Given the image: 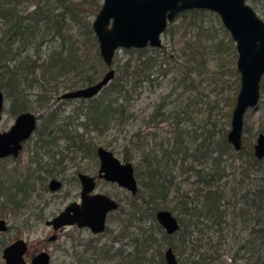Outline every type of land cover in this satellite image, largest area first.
Here are the masks:
<instances>
[{
  "label": "trees",
  "instance_id": "obj_1",
  "mask_svg": "<svg viewBox=\"0 0 264 264\" xmlns=\"http://www.w3.org/2000/svg\"><path fill=\"white\" fill-rule=\"evenodd\" d=\"M23 3H27V6L21 8ZM29 5L32 8H29ZM89 5H92L91 10ZM101 7L100 0H92V4L91 0H0V89L10 101L13 114L33 110L36 105L43 107L50 103V90L46 86H43V92L37 94L35 98L28 94L27 86H31L37 80L51 82L61 76H68L73 79L70 85L72 89H77L80 86L91 85L104 76V73L101 74L102 71L93 68L102 65L103 61L100 52L98 53V40L91 21V14H97ZM188 13L194 18L189 22L190 26L197 24L195 19L197 15L213 14L219 17L212 11L202 9L190 10L182 15ZM74 29L75 33L72 32ZM221 30L226 40L222 37L219 43H214L216 51L223 59L234 60L237 56L235 42L223 23ZM44 44L47 47L45 50L42 49ZM93 48L96 49L95 56L91 55ZM29 50H32L33 54ZM147 50L125 49L129 55L133 51L137 52V57L128 58L126 62L119 64L118 71L121 74L117 77L115 75L97 96L80 100L81 102L89 100L87 112L85 105L78 107V113L85 111L87 117L86 132L92 128L102 136L104 132L125 126L135 118L136 114L131 112L129 101L134 88L131 90L129 86L137 88L144 80L150 81L151 70L158 66L159 56L148 54ZM191 50L185 46L179 51L181 57H187L186 64H181L186 73H178L175 76L179 85H185L186 90L190 92L187 99L191 98L192 91H195L196 95L199 94L195 82L188 81L189 73L203 65L200 58L203 52L196 48ZM11 62H14L13 65ZM233 63L234 61L229 65V70L237 76V91L235 96L229 99L230 113L227 121L220 123L219 127L217 121L220 119L213 123L210 121L214 106H209L207 116L200 121L201 124L189 128L186 124L189 125L195 114H189L185 108L184 110L176 108L184 98L178 96L172 99L174 91L160 97L149 114L148 121L157 124L168 121L172 116V125L178 126V129L173 132L168 144L165 141L158 142L159 150L154 148L145 152L143 146L136 147L140 153V160L135 164V172L140 179L141 187L137 194L132 195L126 206L120 204L115 211L121 224L119 231H112L107 227L105 231L111 233L108 240L91 238L86 243H74L65 251V255L71 258L69 264H110L115 261L123 264H152L155 260L167 264L164 244L173 248L179 264H226L223 259L225 249L223 245L226 243L225 224L230 218L228 207L232 204V208H236L235 200L238 196V191L232 188L230 180L228 181L231 174H226L227 167L239 163L240 180L247 178L253 168L257 171L264 170V158L258 159L245 143L240 151H236L227 139L228 121L241 85L240 74L237 67L232 68ZM261 89L264 91V77ZM118 98L122 101L119 102ZM186 107L189 108L190 103ZM177 109L180 111L177 112ZM219 112H222L220 107ZM38 116L43 120L39 132L40 140L47 132H59L58 134L72 141L84 155L96 152V144L91 139H85L84 134L78 135L70 130L71 121L60 119L56 111L52 110L46 116L40 114ZM207 122L212 125L209 127ZM245 131L250 132L247 126ZM151 135L155 140L159 136L156 131ZM142 137L143 126L134 132L132 139ZM247 140L248 138H244L243 142L247 143ZM235 154L239 155L240 159L233 157ZM35 155L36 170L33 172L35 175L30 173L29 176L17 178L16 181L12 177L6 181L0 179V209L8 205L17 214L28 208L31 191L34 188L32 181L39 179L43 182L59 164L45 161L40 152H36ZM205 158L211 160V167L208 170L195 164ZM124 160L130 161L132 157L124 155ZM178 160L181 168L196 177L193 181V190L177 193L179 206L168 203L169 191L175 182L174 177L168 178L170 171H167L170 168L169 161L174 165ZM189 161L191 164H188ZM43 187L47 189L45 183ZM241 197L245 206L240 210L241 215L233 217L234 221L241 218L247 221L256 214L258 226L252 228L253 237L250 236L245 243L236 247L233 261L229 264H264V185L249 188ZM147 203L154 205L150 216L155 222V227L161 232L158 239L153 230L144 233L140 226L138 229L136 227L137 220L141 221L140 215L149 211ZM160 209H169L181 214L178 231L168 234L156 221L154 213ZM33 215L36 217L35 221L40 222L43 219L41 211L34 212ZM206 221L211 226H217V239L208 237L205 229L210 225L206 224ZM126 237L130 239L127 248L124 245L114 246L116 241ZM206 238L208 241H205ZM153 248H156L155 252L151 253ZM240 259L244 261L241 262ZM66 263L65 261L62 264Z\"/></svg>",
  "mask_w": 264,
  "mask_h": 264
},
{
  "label": "rangeland",
  "instance_id": "obj_2",
  "mask_svg": "<svg viewBox=\"0 0 264 264\" xmlns=\"http://www.w3.org/2000/svg\"><path fill=\"white\" fill-rule=\"evenodd\" d=\"M100 1L103 4V0ZM247 2L253 6L257 14L264 20V0H248ZM25 6H27V3L21 4V8H24ZM29 8L32 7L29 5ZM91 9L92 5H89V10ZM97 14H91L92 23ZM192 19L194 18L191 13L184 16H178L174 22L168 24L167 30L162 34V47H144L145 49H148V54H154V56L157 57L159 56L157 58L158 66H154L151 70L150 81L144 80V82L137 88L132 85L129 86L131 87V90L134 88L129 99L130 110L133 114H136L138 118L135 115V118L129 121L125 126L106 131L102 136L99 135L98 131L93 130L92 128H90L89 132H86L85 122L87 121V117L84 113L85 111L87 112L88 107L86 106L88 105L89 100L81 102V99L60 98L63 93L74 90L72 89L73 87L70 86L73 79L68 78V76H61L58 80H52L51 82L37 80L32 83L31 86H27L25 83L28 87L27 92L32 98H35L37 94L43 92V86H46L50 90V103L43 107H38L36 105L31 111L42 116L48 115L52 110L56 111L60 119L71 121L69 128L73 132L75 131V134H84V138L87 140L91 139V141L96 144L97 148L103 146L113 151L122 161H125L124 155L131 156L132 160L130 161L133 162L134 166L137 161L140 160V153L136 147L143 146L145 152L154 148L159 150L160 146L158 145V142L165 141V143L168 144L170 138L174 134L173 132L178 129V126L172 125V116L168 121L159 122L157 124L148 121L149 114L153 111L155 104L160 100L161 96H165L174 91L172 99H176L178 96L184 98L182 103H179L176 108H182L183 110L185 108L188 110L189 114H195L189 125L186 124L187 127L191 126V128H193V126L201 124L200 121L207 116V112L210 109L209 106H214L211 110V123L219 119L220 121H217L218 127L220 126V123H226L227 116L230 113L229 99L235 96L238 84L237 76L234 75L233 72H230L229 65L234 61L232 68H234V66L237 67L238 55L235 56L234 60L232 58L223 59V57H221L216 51L217 48L214 43L218 42L222 37L226 40L224 33H222L221 30V23L223 22L220 16L218 17L213 14L197 15L195 16L197 24L195 26H190L189 22L193 21ZM206 19L210 20L207 21ZM72 32L75 33V29ZM185 46L190 47V51H192L191 49L196 48L203 52V55L200 56L203 65L198 67L197 70L194 69L189 73L188 81L195 82L194 85H196L199 92V94L196 95L195 91H192L190 99H187L190 92L186 90L185 85H179L178 81L175 79V76L178 73H186L185 68H183L181 64H186L185 60L187 57H181L179 55V51ZM46 48V44H44L42 49L45 50ZM225 50L227 49L225 48ZM29 51L33 54L32 50ZM91 51V55L93 54L92 56H95L96 49L93 48ZM99 52L98 43V53ZM137 55L138 54L135 51L131 52V55L126 54L125 48L116 51L114 63L111 66L116 71V77L121 74V72L118 71V65L126 62L128 58H136ZM13 63L14 62H11L10 64L13 65ZM93 68L94 70L102 71L101 74H105L109 70V68H106L103 61L102 65H96ZM81 87L82 86H80V88ZM121 101L122 99H119V102ZM188 103H190L189 108L186 107ZM84 105V108H86L84 113L79 114L78 107H83ZM219 107L222 108L221 113L219 112ZM178 111L180 110L177 109V112ZM17 116V114H13L11 111L10 101L6 98L4 110L0 118V132L8 130L14 124ZM231 118L232 115L228 121V132L231 129ZM42 122V119L38 121V127L35 133L25 142L19 156L8 157L0 161V179L2 181L8 180L9 177H12L13 180L16 181L17 178L21 179L20 177L26 175L29 176L28 174L30 173L33 174L36 170V163L34 161L36 158V152H40L41 155H43L42 157H44V160L51 164L53 162H59V164L53 169L52 173L47 178L45 177L46 179L41 177L45 179L43 182L39 179L32 181L34 188L31 191L28 208L23 209L17 214H15L12 208L8 205L4 209H0V219H4L8 225L6 231H0V264H4L5 262L3 258V249L20 238L25 239L29 246L27 255L28 264H30L32 256L41 251H48L51 254V264H62L65 261L67 262L66 264H69L71 258L65 255V251L70 249V246L74 243H86L91 238H100L105 241L111 237L109 231H106L101 235H96L93 234L89 228H79L76 225L65 226L60 228L59 231H54L51 226L46 225V221L59 214L67 204L72 201H80L81 186L77 179V175L79 172H85L92 175L97 174L100 160L97 155V150L95 153L84 155L83 152L78 151L72 141L68 140L63 135L58 134L59 132H47V134L40 140L39 132ZM211 123L207 122L209 127L212 125ZM142 126L143 137L141 139H132L134 132ZM246 126L250 132L246 133V131H244L243 140L244 138H248V140L247 143H243L254 152V144L256 143L258 135L264 133V91H262L259 105L255 109H249L247 111L245 115V127ZM155 131L159 135L156 140L152 138L151 135V133ZM238 156L239 155L235 154L233 157L238 160L240 159ZM232 160H234V158ZM188 164H191V161H189ZM195 164L200 168L208 170L211 167V160L205 158ZM169 166V170L167 169L168 172L170 171L168 178L170 177L171 179V177H174L175 184L169 191L168 203L176 205L178 204L177 193L182 194L193 190V181L196 177L193 173L181 168L179 160L177 161V164L174 165L172 161H169ZM226 174H231L228 177V181L230 180V186L238 191V196H236L235 200L237 201L236 208H232V204L230 206L228 205L230 218L225 224L226 243L223 245L225 248L223 249V259L226 264H229L233 261L232 259L236 247L245 243L244 241L250 236L253 237L254 235L251 234L252 228L258 226L256 222V214H253L249 220L247 219V221L243 220V218L234 221L233 217L237 214L241 215L240 210L245 206L241 194H244L249 188H256L261 184L264 185V180H262L264 177V170L257 171L253 168L250 170L247 178L240 180V166L239 163H236V165L233 164L227 167ZM135 175L137 177L136 172ZM53 177H56L63 182L62 189L58 191L49 190L48 183ZM137 179L139 186L141 187L140 179L138 177ZM43 183L47 185V189H43ZM5 185L6 183L4 186ZM96 192L107 193L124 206H126L132 198V194L128 190L118 186L116 183L107 182L105 180L98 181ZM147 206L149 208L148 213L145 212L140 215L141 221L137 220L136 227L138 229L140 226L144 233L153 230L156 239H158L161 236V232L155 227V222L150 216V211L154 205L153 203H147ZM40 211L42 212L43 219L38 222L35 221L36 217L33 214L34 212ZM154 214H156V211ZM174 214L180 222L181 214L177 211H175ZM28 218L30 220H28ZM206 224L210 225L207 221ZM107 226L112 231H119L121 224L117 212L114 211L110 213ZM205 231L208 232L209 238H218V229L216 225H210ZM54 235L58 236L57 240L49 241V238ZM205 241H208L207 238ZM129 243L130 239L126 237L116 241L114 246L121 247L124 245L127 248ZM167 248L168 245L164 244L163 250L165 251ZM155 249L156 248L151 249V253H154ZM240 261L242 262L244 259H240ZM110 264L123 263L115 261L110 262ZM152 264L162 263L155 260Z\"/></svg>",
  "mask_w": 264,
  "mask_h": 264
},
{
  "label": "water",
  "instance_id": "obj_3",
  "mask_svg": "<svg viewBox=\"0 0 264 264\" xmlns=\"http://www.w3.org/2000/svg\"><path fill=\"white\" fill-rule=\"evenodd\" d=\"M248 0H103L92 27L99 43L100 55L107 67L114 62L116 51L121 48H160L162 34L168 24L178 14L193 9L209 10L217 13L225 28L230 32L237 51V70L240 74V89L231 118V129L227 139L236 151L243 146L245 115L255 109L262 97L264 76V20L257 14ZM111 67L97 82L63 93L61 99H90L97 96L115 77ZM5 106V94L0 89V118ZM38 123L37 115L26 111L20 113L14 124L0 132V158L18 156L23 143L34 133ZM254 155L264 158V133H260L254 144ZM98 156L101 161L99 175L105 180L118 184L132 195L139 190L135 166L131 161H122L113 151L100 146ZM83 185L80 202H72L58 215L46 221V225L58 231L65 226L76 225L89 228L93 234H100L107 227L108 215L118 210L117 200L104 193H95V177L81 173ZM61 183L53 179L51 189L56 190ZM158 223L168 234L180 228L176 215L169 209L156 212ZM8 225L0 219V231ZM57 238L54 235L50 240ZM28 243L20 238L3 249L4 264H28ZM167 264H178V257L172 247L165 250ZM30 264H51V254L41 251L35 254Z\"/></svg>",
  "mask_w": 264,
  "mask_h": 264
},
{
  "label": "flooded vegetation",
  "instance_id": "obj_4",
  "mask_svg": "<svg viewBox=\"0 0 264 264\" xmlns=\"http://www.w3.org/2000/svg\"><path fill=\"white\" fill-rule=\"evenodd\" d=\"M193 10H197V9H193ZM198 10H201V9H198ZM187 11H190V10H186V11H184V12L178 14L177 17L180 16V15H182V14H184V13L187 12ZM212 12H213V11H212ZM214 13H215V12H214ZM216 14H217V13H216ZM177 17L175 18V20L177 19ZM175 20H174V21H175ZM174 21H173V22H174ZM170 23H172V22H170ZM167 28H168V27H167ZM166 30H167V29H166ZM161 47H162V46H161ZM125 49H126V48H125ZM135 49H137V48H135ZM141 49H144V48H141ZM113 63H114V62H113ZM108 68L110 69L111 67H108ZM263 77H264V76H263ZM262 80H263V79H262ZM3 92H4V91H3ZM4 94H5V92H4ZM5 101H6V95H5ZM27 112H28V111H27ZM30 112H33V111L30 110ZM33 113H35V112H33ZM35 114L37 115V119H38V121H40L39 116H38L39 114H38V113H35ZM17 115H19V114H17ZM37 127H38V123H37L36 129H37ZM36 129H35V131H36ZM35 131H34V133H35ZM34 133H33V134H34ZM31 137H32V136H31ZM31 137H30V138H31ZM30 138H29V139H30ZM29 139H28V140H29ZM28 140H26V141H28ZM26 141H25V142H26ZM25 142L23 143V146H24ZM98 148H99V147H98ZM98 148H97V155H98ZM22 149H23V148H22ZM20 152H21V151H20ZM19 154H20V153H19ZM18 156H19V155H18ZM8 157H17V156H13V155H11V156H7V157H4V158H0V161L3 160V159H5V158H8ZM98 157H99V156H98ZM99 160H100V158H99ZM124 162H126V161H124ZM131 162H132V161H131ZM100 165H101V161H100ZM99 170H100V166H99V169H98L97 174H94V175L89 174V173H85V172H79V173H78V175H77V179H78L79 184H80V186H81V192H82V190H83V185H82V182H81V179H80V176H79V175H80L81 173H84V174H88V175H90V176H92V177H95L96 188H97L98 181H99V180H105L103 177H101V176L99 175ZM53 179H56V180H58V181L61 183V186H60L58 189H56V190L51 189V183H52V180H53ZM105 181H107V180H105ZM107 182H110V181H107ZM111 183H113V182H111ZM138 183H139V182H138ZM62 187H63V182H62L60 179H58V178H56V177H53V178H51V179L49 180L48 188H49L50 191H58V190L62 189ZM96 188H95V191H94L95 193H104V192H96ZM139 189H140V186H139ZM138 191H139V190H138ZM81 192H80V198H81ZM104 194H107V193H104ZM107 195H109V194H107ZM109 196H110V195H109ZM112 198H113V197H112ZM114 199H115V198H114ZM115 200H116V199H115ZM117 201H118V200H117ZM72 202H80V201H72ZM72 202H70V203H72ZM118 202H119V201H118ZM70 203H69V204H70ZM119 204H120V202H119ZM67 205H68V204H67ZM67 205H66V206H67ZM66 206H65V208H66ZM65 208H64V209H65ZM64 209H63V210H64ZM63 210H61L60 212H62ZM60 212H59V213H60ZM172 212H173V211H172ZM173 213H174V212H173ZM57 215H58V214H57ZM109 215H110V214H109ZM109 215H108V217H109ZM55 216H56V215H55ZM55 216H54V217H55ZM107 221H108V218H107ZM179 223H180V222H179ZM77 227H78V226H77ZM107 227H108V226H107ZM107 227H106V228H107ZM62 228H63V227H62ZM105 230H106V229H105ZM54 231H55V230H54ZM58 231H59V230H58ZM104 232H106V231H104ZM104 232H102V233H104ZM102 233H100V234H96V235H101ZM57 238H58V236H57ZM57 238H56V240H57ZM54 240H55V239H54ZM49 241H53V240H50V238H49ZM28 251H29V246H28ZM47 252H48V251H47ZM175 254H176V253H175ZM27 255H28V253H27ZM27 255H26V256H27ZM33 256H34V255H33ZM33 256H32V257H33ZM27 260H28V259H27Z\"/></svg>",
  "mask_w": 264,
  "mask_h": 264
}]
</instances>
